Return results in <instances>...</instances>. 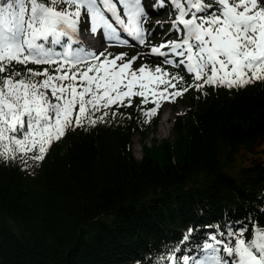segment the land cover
Segmentation results:
<instances>
[{
    "label": "trees",
    "instance_id": "1",
    "mask_svg": "<svg viewBox=\"0 0 264 264\" xmlns=\"http://www.w3.org/2000/svg\"><path fill=\"white\" fill-rule=\"evenodd\" d=\"M163 4L174 20L170 2ZM164 59H144V65L183 76L185 86L193 82L183 65ZM141 99L112 106L104 123L68 130L43 161L0 159V264H171L169 256L199 254L195 246L225 225L249 231L264 225V162L227 171L264 137V81L239 90L190 88L174 103L163 102L150 123ZM177 103L184 112L170 137L151 148L144 144L143 158L136 159L134 138L144 142L161 109Z\"/></svg>",
    "mask_w": 264,
    "mask_h": 264
},
{
    "label": "snow or ice",
    "instance_id": "2",
    "mask_svg": "<svg viewBox=\"0 0 264 264\" xmlns=\"http://www.w3.org/2000/svg\"><path fill=\"white\" fill-rule=\"evenodd\" d=\"M170 4L177 17L173 29L180 38L150 51L165 57L163 64L183 65L193 77L187 86L177 73L148 65L133 70L139 57L128 61L126 54L113 57L106 45L97 54L81 39L84 17L90 25L84 31L100 33L113 46H128L124 36L144 45L148 13L142 0H0V159H21L26 165L28 159L43 161L52 143L68 130L104 123L112 106L130 107L133 97L142 98L140 111L144 123H150L163 102L174 103L190 88L239 90L264 81V0H170ZM29 63L49 67L29 69ZM150 102L154 107H143ZM195 247L199 254L168 260L264 264V225L251 231L225 225Z\"/></svg>",
    "mask_w": 264,
    "mask_h": 264
},
{
    "label": "rangeland",
    "instance_id": "3",
    "mask_svg": "<svg viewBox=\"0 0 264 264\" xmlns=\"http://www.w3.org/2000/svg\"><path fill=\"white\" fill-rule=\"evenodd\" d=\"M156 3L152 6L153 10L148 11V17L147 21L144 24V27L148 30L147 32V41L142 46H130V47H122V46H113L111 44H107L106 48H114L115 50H118L122 53H130L133 57H139L135 60V62L132 64L133 70L138 69L140 66L144 65V59H152V60H159L161 58H151V48L153 46H159L162 43H166L170 40H175L173 38V22L170 18L165 16V11L160 9L161 7V1L154 0ZM152 4V3H151ZM150 4V5H151ZM84 17L81 22V29L88 28L90 25L85 24L83 22ZM91 37V40L94 44H99V38H103V36L100 33H97L95 36H92L90 33L84 31V35L82 36V40L85 41L87 36ZM156 39V40H155ZM85 45L86 42H84ZM105 43H107L105 41ZM91 46V45H88ZM163 51L166 52V49H163ZM99 54V53H98ZM168 110L170 112L171 118H170V130L168 133H165V136H161L159 132L161 120L164 116L165 111ZM161 118L158 122V125L156 127H151L149 131L148 138L142 141L140 136H136L133 140V152L136 157V159L141 160L143 158V145L145 144L147 147H153L157 144H160L162 141L168 139L170 137L173 122L175 120L176 115L182 114L184 112V107L181 104L177 103V109L171 108V106H165L161 109ZM259 144L258 146H251L248 145L245 150L241 154L237 155L236 161L234 163V166L232 169H227L229 173H232L235 169L242 165H246L249 163H252L253 160L256 161H262L264 162V137L260 138L258 140Z\"/></svg>",
    "mask_w": 264,
    "mask_h": 264
},
{
    "label": "bare ground",
    "instance_id": "4",
    "mask_svg": "<svg viewBox=\"0 0 264 264\" xmlns=\"http://www.w3.org/2000/svg\"><path fill=\"white\" fill-rule=\"evenodd\" d=\"M86 38H87L86 44L93 45L91 39H89L88 36ZM170 118H171L170 112L168 110H166L164 113V116L161 120V124H160V128H159V132H160L159 137L165 136L164 134L169 132V130H170Z\"/></svg>",
    "mask_w": 264,
    "mask_h": 264
}]
</instances>
